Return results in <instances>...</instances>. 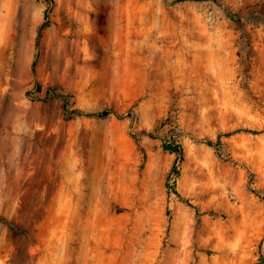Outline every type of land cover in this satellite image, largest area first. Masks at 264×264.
<instances>
[{
  "label": "rangeland",
  "instance_id": "obj_1",
  "mask_svg": "<svg viewBox=\"0 0 264 264\" xmlns=\"http://www.w3.org/2000/svg\"><path fill=\"white\" fill-rule=\"evenodd\" d=\"M52 1L0 0V264H264V0Z\"/></svg>",
  "mask_w": 264,
  "mask_h": 264
},
{
  "label": "trees",
  "instance_id": "obj_2",
  "mask_svg": "<svg viewBox=\"0 0 264 264\" xmlns=\"http://www.w3.org/2000/svg\"><path fill=\"white\" fill-rule=\"evenodd\" d=\"M49 2H53L52 0H47ZM202 1H207V0H202ZM211 1H214L218 4L221 5V7L226 11L227 15L232 19L234 20L236 23L238 24H241V19L238 17L237 14H234L232 13L228 7L226 5H223L220 3L219 0H211ZM51 10H52V4L46 9L45 11V22L43 23V25L41 26L40 30H39V33H38V36H37V40H36V47L37 49L39 48V45H40V38H41V32H42V29L44 28V26H46V24L49 22V19H50V13H51ZM37 62H38V56H36L34 62H33V65H32V70H33V73L36 74V66H37ZM42 89V86L37 83L36 84V87H35V90L36 91H40ZM27 96L33 100V101H36V100H40L41 98L40 97H37L35 95H33L32 91H29L27 92ZM54 96H57L59 98H61L62 100L65 101V106H64V109H65V116H67L68 118L71 116V115H79V116H84V117H89V118H92V117H103V116H108L110 115L111 113H113L114 111L111 110V109H106V110H103L101 112H97V113H89V112H84V111H81V110H78V109H73L70 111V107H69V102H70V96L68 95H61V94H54L52 90H48L47 91V96L44 98L45 100H49L51 99L52 97ZM120 116V115H118ZM207 143L211 146H215L217 148H220L222 146V143L221 141H218L217 143H215L214 141H207ZM165 149L168 150V151H171L173 153H179L181 154V151H180V147L177 146V145H171V144H167L165 145ZM176 171V167L173 168V172ZM189 201H187L188 203ZM190 204V203H189ZM197 214L200 216V212H197ZM200 221V219H199ZM0 222L3 223V224H7V225H10L11 227H13V224L3 218V217H0ZM17 230V229H16Z\"/></svg>",
  "mask_w": 264,
  "mask_h": 264
}]
</instances>
